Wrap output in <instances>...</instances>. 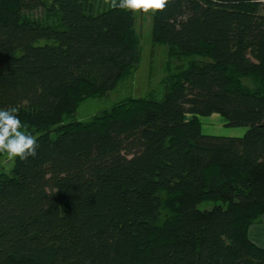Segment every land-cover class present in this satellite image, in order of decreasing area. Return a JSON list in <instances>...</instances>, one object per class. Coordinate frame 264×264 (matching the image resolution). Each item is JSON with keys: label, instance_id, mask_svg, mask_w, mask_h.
I'll return each instance as SVG.
<instances>
[{"label": "trees", "instance_id": "trees-1", "mask_svg": "<svg viewBox=\"0 0 264 264\" xmlns=\"http://www.w3.org/2000/svg\"><path fill=\"white\" fill-rule=\"evenodd\" d=\"M40 8L59 26L27 15ZM262 10L170 0L152 39L182 65L79 121L82 103L137 69L135 13L110 0H0V108L19 107L39 145L0 172V264H264L249 237L264 214ZM213 114L246 133L204 134Z\"/></svg>", "mask_w": 264, "mask_h": 264}, {"label": "rangeland", "instance_id": "rangeland-1", "mask_svg": "<svg viewBox=\"0 0 264 264\" xmlns=\"http://www.w3.org/2000/svg\"><path fill=\"white\" fill-rule=\"evenodd\" d=\"M106 1V0H104ZM264 13V10H262ZM30 18L36 19L44 24H51L59 26L60 20L58 17L49 15L43 8L28 12ZM153 14L135 13L136 31L140 41L141 59L129 77L120 81L115 90L107 95L99 98L90 99L79 106L72 117V119L79 121H87L93 116L101 113L105 109L110 108L114 103L124 99L126 96L134 95L141 96L155 88H157L167 76V67L170 63L175 65H182L177 58H171L169 49L162 44H155L152 39V23ZM39 44H45L47 41H39ZM212 120V121H210ZM203 123L204 134H215L217 136H228L231 133L235 135L245 134L247 128L238 127H221L217 125L215 119L209 117L201 118ZM212 122V123H210ZM243 134V135H244ZM242 135V136H243ZM13 166V161H7L6 156H0V172L9 173ZM222 203V202H218ZM216 202L207 201L199 205L200 210H210L215 206ZM260 230L257 233L264 242V214L259 221L250 226L249 230ZM250 236V233H249ZM252 236V235H251ZM259 239L255 238V241ZM264 246V243H263Z\"/></svg>", "mask_w": 264, "mask_h": 264}, {"label": "clouds", "instance_id": "clouds-1", "mask_svg": "<svg viewBox=\"0 0 264 264\" xmlns=\"http://www.w3.org/2000/svg\"><path fill=\"white\" fill-rule=\"evenodd\" d=\"M170 0H110L113 9L132 13L155 14L164 12ZM37 137L19 118V107L0 108V155L11 162L17 158L27 161L37 156Z\"/></svg>", "mask_w": 264, "mask_h": 264}, {"label": "crops", "instance_id": "crops-1", "mask_svg": "<svg viewBox=\"0 0 264 264\" xmlns=\"http://www.w3.org/2000/svg\"><path fill=\"white\" fill-rule=\"evenodd\" d=\"M209 119H215V121L217 122V125H219V126H221V127H226V122H225V120L219 115V114H213L212 116H210L209 117ZM210 121H212V120H210ZM210 123H212V122H210ZM247 131V130H246ZM246 133V132H245ZM244 134V133H243ZM242 134V135H243ZM209 135H215V134H209ZM242 135H235L234 133H231L230 135H228L227 137H242ZM217 136V135H216ZM226 136V135H225ZM252 229L253 228H251V230H249V233H250V239L257 245V246H259V247H262V248H264V246H263V241H262V238H260L259 237V233L258 232H261L260 230H256L255 229V231L253 230V232H252ZM257 233L259 234L258 236H257ZM252 235V236H251ZM255 238L256 239H259L258 241H255Z\"/></svg>", "mask_w": 264, "mask_h": 264}]
</instances>
